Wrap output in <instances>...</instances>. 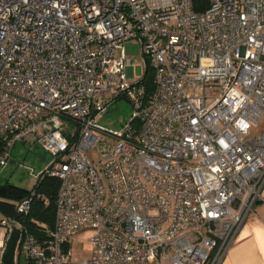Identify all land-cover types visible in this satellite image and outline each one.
<instances>
[{
    "label": "built area",
    "instance_id": "1",
    "mask_svg": "<svg viewBox=\"0 0 264 264\" xmlns=\"http://www.w3.org/2000/svg\"><path fill=\"white\" fill-rule=\"evenodd\" d=\"M132 38L149 93L126 78ZM18 141L54 157V226L39 240L0 212V264L13 227L15 264H67L87 230L81 264H221L264 203V0H0V169Z\"/></svg>",
    "mask_w": 264,
    "mask_h": 264
},
{
    "label": "rangeland",
    "instance_id": "2",
    "mask_svg": "<svg viewBox=\"0 0 264 264\" xmlns=\"http://www.w3.org/2000/svg\"><path fill=\"white\" fill-rule=\"evenodd\" d=\"M123 45L126 56L130 58L132 62L138 61L140 63L135 68L133 65H128L125 69L127 80L132 82L134 81V72L141 73L144 71L147 62L145 56L141 52L138 39L132 38L126 40ZM117 53L118 49L116 50V54ZM132 111V102L129 101L128 97L121 96L115 98L107 105L106 111L99 122L111 130H119L121 125L130 119ZM99 134L102 137H106V139L110 138L109 135L105 136L104 133L99 132ZM88 153L93 159H97L101 155L97 147L90 149ZM53 161L54 157L37 143L18 141L12 148L9 162L0 169V183H8L12 186L13 190L15 189L26 194L34 188L41 174ZM24 198L26 197H20L9 193L0 195V212L5 213L6 211L9 212L10 215H13L15 206ZM89 233V231H86V235H89ZM87 243V239H84L82 243L74 244V247L75 249H84L87 247ZM20 264H26V262L22 261Z\"/></svg>",
    "mask_w": 264,
    "mask_h": 264
},
{
    "label": "trees",
    "instance_id": "3",
    "mask_svg": "<svg viewBox=\"0 0 264 264\" xmlns=\"http://www.w3.org/2000/svg\"><path fill=\"white\" fill-rule=\"evenodd\" d=\"M146 88V92L149 93L153 88V70L147 62L146 69L143 78L139 81ZM131 98L127 95H121ZM119 96V97H121ZM59 180L56 176L48 174L45 171L41 174L38 182L32 190L23 194L18 190H13L12 186L8 183H0V195L14 194L20 197H32L31 207L27 214L21 215L14 208V216L21 219L27 226V228L39 239H47L50 236V232L54 226L55 218V199L58 191ZM7 209V208H6ZM5 214L10 215L5 211ZM27 264H33L28 262Z\"/></svg>",
    "mask_w": 264,
    "mask_h": 264
},
{
    "label": "crops",
    "instance_id": "4",
    "mask_svg": "<svg viewBox=\"0 0 264 264\" xmlns=\"http://www.w3.org/2000/svg\"><path fill=\"white\" fill-rule=\"evenodd\" d=\"M89 235L83 231L68 242L66 247L72 254L67 264H81L82 258L91 255ZM84 239L88 241L87 247L75 249L74 244L82 243ZM221 264H264V203H256L248 213Z\"/></svg>",
    "mask_w": 264,
    "mask_h": 264
},
{
    "label": "water",
    "instance_id": "5",
    "mask_svg": "<svg viewBox=\"0 0 264 264\" xmlns=\"http://www.w3.org/2000/svg\"><path fill=\"white\" fill-rule=\"evenodd\" d=\"M19 238V229L13 227L2 254V264H15V250Z\"/></svg>",
    "mask_w": 264,
    "mask_h": 264
}]
</instances>
